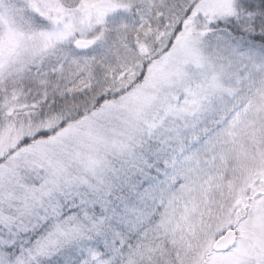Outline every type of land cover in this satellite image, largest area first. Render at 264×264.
<instances>
[{"label": "snow or ice", "instance_id": "obj_1", "mask_svg": "<svg viewBox=\"0 0 264 264\" xmlns=\"http://www.w3.org/2000/svg\"><path fill=\"white\" fill-rule=\"evenodd\" d=\"M0 264H264V0H0Z\"/></svg>", "mask_w": 264, "mask_h": 264}]
</instances>
